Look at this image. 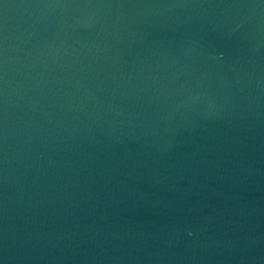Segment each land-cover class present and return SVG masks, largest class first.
<instances>
[{
  "label": "water",
  "instance_id": "obj_1",
  "mask_svg": "<svg viewBox=\"0 0 264 264\" xmlns=\"http://www.w3.org/2000/svg\"><path fill=\"white\" fill-rule=\"evenodd\" d=\"M0 264H264V0H0Z\"/></svg>",
  "mask_w": 264,
  "mask_h": 264
}]
</instances>
